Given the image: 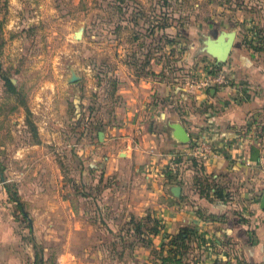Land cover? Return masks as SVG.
Masks as SVG:
<instances>
[{
  "label": "rangeland",
  "instance_id": "rangeland-1",
  "mask_svg": "<svg viewBox=\"0 0 264 264\" xmlns=\"http://www.w3.org/2000/svg\"><path fill=\"white\" fill-rule=\"evenodd\" d=\"M232 5L0 0V264H184L190 241L157 240L154 214L130 217L128 179L104 171L105 143L117 128L144 127L176 107L179 90L221 69L207 42L212 24L232 19ZM155 166L141 174L152 181L164 171Z\"/></svg>",
  "mask_w": 264,
  "mask_h": 264
},
{
  "label": "crops",
  "instance_id": "crops-1",
  "mask_svg": "<svg viewBox=\"0 0 264 264\" xmlns=\"http://www.w3.org/2000/svg\"><path fill=\"white\" fill-rule=\"evenodd\" d=\"M230 10L232 19L206 35L218 43L233 33L226 61L212 58L230 70L229 84L179 90L176 107L157 110L144 127L117 128L115 141L105 143L104 171L128 179L130 217L154 214L162 225L157 240L182 229L191 236L184 264H264V0H234ZM176 123L187 143L176 137ZM197 140L211 147L205 159L188 155ZM151 165L164 166L152 181L141 174Z\"/></svg>",
  "mask_w": 264,
  "mask_h": 264
},
{
  "label": "built area",
  "instance_id": "built-area-1",
  "mask_svg": "<svg viewBox=\"0 0 264 264\" xmlns=\"http://www.w3.org/2000/svg\"><path fill=\"white\" fill-rule=\"evenodd\" d=\"M231 80L230 70L225 66L221 69L199 76L192 84L190 88L197 91H205L214 85H226ZM211 153V147L203 140H197L189 146L188 155L190 157H197L205 159L207 155ZM168 166L174 169L173 161L169 162Z\"/></svg>",
  "mask_w": 264,
  "mask_h": 264
},
{
  "label": "water",
  "instance_id": "water-1",
  "mask_svg": "<svg viewBox=\"0 0 264 264\" xmlns=\"http://www.w3.org/2000/svg\"><path fill=\"white\" fill-rule=\"evenodd\" d=\"M227 36V39L224 41L223 37ZM81 37V32L78 31L75 33V38L79 39ZM233 33H228V34H221L219 39L217 40L218 43H214L213 41L207 42V52L211 55V57L216 59V62L221 64L224 63L229 56L232 43H233ZM76 78H73V81H75ZM175 131V135L178 138V140L181 143H187L189 141V136L185 130V128L181 124H174L172 127ZM102 136L101 132H98V138L100 139ZM171 193L174 196H179L180 193V188L178 186H173L171 188ZM259 207L261 210L264 211V194L262 195L260 199V204Z\"/></svg>",
  "mask_w": 264,
  "mask_h": 264
},
{
  "label": "trees",
  "instance_id": "trees-1",
  "mask_svg": "<svg viewBox=\"0 0 264 264\" xmlns=\"http://www.w3.org/2000/svg\"><path fill=\"white\" fill-rule=\"evenodd\" d=\"M257 35H258V37L261 36L260 33H258V32H257ZM93 113L94 112H92V115H93ZM94 120L95 119H93V120L90 119L89 122L87 123L86 129H85L87 131L86 132L87 135L92 136L94 131L96 130V128L92 125ZM97 121H101V119L97 120ZM102 123H103V121H102ZM0 179L2 180V182L5 181L4 175H3V169L1 167H0ZM4 188L6 189V192L8 193L10 199L13 202H15L19 206V208L21 209L22 205H21V201H20V198H19V195H18L17 191L14 188H12L11 186H9L7 183H4ZM145 220H150V216L148 215L145 218ZM154 222H155V220H154ZM151 232H152V234L155 235V234H157L158 230L157 229H152ZM190 238H191V236L185 230L182 229L174 237L171 236V240L170 241L172 243H174L173 245H175V247L176 246L178 247V245L181 246V245H183V243L187 244L190 241ZM33 245H34V247L35 246L37 247L36 243H34ZM177 255L180 256V254H178V253H177ZM39 259H40L39 258V254L37 253V251H35L34 252V262L37 263V261H39Z\"/></svg>",
  "mask_w": 264,
  "mask_h": 264
}]
</instances>
